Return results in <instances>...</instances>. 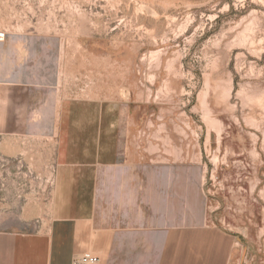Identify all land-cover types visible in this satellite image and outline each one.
Listing matches in <instances>:
<instances>
[{"label": "rangeland", "instance_id": "rangeland-1", "mask_svg": "<svg viewBox=\"0 0 264 264\" xmlns=\"http://www.w3.org/2000/svg\"><path fill=\"white\" fill-rule=\"evenodd\" d=\"M0 32V61L42 76L29 121L53 126L0 136V217L48 214L57 154L127 133L135 167H199L189 257L264 264V0H0Z\"/></svg>", "mask_w": 264, "mask_h": 264}, {"label": "crops", "instance_id": "crops-1", "mask_svg": "<svg viewBox=\"0 0 264 264\" xmlns=\"http://www.w3.org/2000/svg\"><path fill=\"white\" fill-rule=\"evenodd\" d=\"M18 58L0 61L2 137L53 127L29 121L42 76ZM95 136L91 152L66 147L57 154L66 167L57 170L48 214L0 217V264H75L86 251L99 257L95 264H202L201 253L187 252L200 250L206 222L199 167H135L127 133Z\"/></svg>", "mask_w": 264, "mask_h": 264}, {"label": "built area", "instance_id": "built-area-1", "mask_svg": "<svg viewBox=\"0 0 264 264\" xmlns=\"http://www.w3.org/2000/svg\"><path fill=\"white\" fill-rule=\"evenodd\" d=\"M4 33L0 32V39H3ZM99 261V257L92 254L89 251H86L85 253H82L80 255H77V257L74 260L75 264H95Z\"/></svg>", "mask_w": 264, "mask_h": 264}]
</instances>
